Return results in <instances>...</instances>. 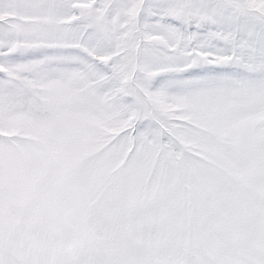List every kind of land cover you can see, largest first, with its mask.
<instances>
[{
    "label": "snow or ice",
    "instance_id": "snow-or-ice-1",
    "mask_svg": "<svg viewBox=\"0 0 264 264\" xmlns=\"http://www.w3.org/2000/svg\"><path fill=\"white\" fill-rule=\"evenodd\" d=\"M0 264H264V0H0Z\"/></svg>",
    "mask_w": 264,
    "mask_h": 264
}]
</instances>
